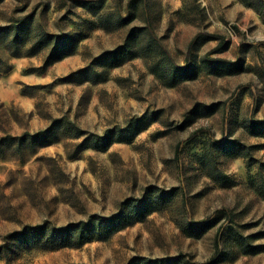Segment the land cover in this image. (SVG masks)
I'll return each mask as SVG.
<instances>
[{
  "label": "rangeland",
  "instance_id": "obj_1",
  "mask_svg": "<svg viewBox=\"0 0 264 264\" xmlns=\"http://www.w3.org/2000/svg\"><path fill=\"white\" fill-rule=\"evenodd\" d=\"M85 1L0 0V25L33 13L53 33L83 36L74 53L42 69L48 49L15 55L0 30V56L12 66L7 72L0 67V139L48 130L25 139L21 149L16 141L3 144L0 243L9 246L0 264H130L136 256L264 264V248L245 251L231 232L234 226L264 247V196L250 181L264 164V135L249 127L264 119V0H143L144 6L139 0L137 6L102 0L99 12ZM118 8L124 15L134 11L129 25H103ZM146 15L177 62H186L198 32H209L224 36L226 47L218 48L219 39L200 38L193 61L202 64L210 52L238 63L171 84L172 73L163 63L158 67L157 56L125 55L121 62L105 55L132 28L145 25ZM202 127L210 131L189 141ZM78 128L84 133L77 135ZM222 140L257 146L251 149L257 161L249 167L248 158L227 153ZM107 141L108 147L95 146ZM82 142L90 146L79 152ZM211 163L227 175L225 181L213 176ZM157 188L175 191L161 209L82 246L29 248L5 237L27 223L108 215L127 198L150 197ZM223 207L233 212L232 220L220 214ZM220 226L221 252L211 260Z\"/></svg>",
  "mask_w": 264,
  "mask_h": 264
},
{
  "label": "trees",
  "instance_id": "obj_2",
  "mask_svg": "<svg viewBox=\"0 0 264 264\" xmlns=\"http://www.w3.org/2000/svg\"><path fill=\"white\" fill-rule=\"evenodd\" d=\"M139 2H144L139 0ZM137 0H131V5L137 6L139 4ZM85 5L93 10L99 12L102 7V0H86ZM130 3V0H129ZM145 3V2H144ZM143 4V3H142ZM130 7V4H128ZM144 6V4H143ZM118 7V5H117ZM133 10L124 15L118 8L115 12H112L103 18V25L106 27H120L129 25ZM0 30L5 34L7 40V48L15 55L21 54L23 51L25 54L33 55L37 54L43 49H48V54L45 60V64L42 69H47L50 65L63 57L74 53L79 45V42L83 38L82 34L77 32H65L63 34H56L47 30L42 24L36 21L33 13L26 14L23 17L13 18L9 24L0 25ZM206 36V37H205ZM215 38L219 39L218 48H225L228 41L221 34L198 32L189 43L188 52L186 55V62L181 64L175 60L172 56L161 37L155 31L150 17L146 15L145 25L138 28H132L126 41L119 45L116 49L106 52L105 55L115 57H122L121 62L125 60V55L128 58H132L139 53L145 56H157L160 59L161 65H166L167 71L172 73L170 79L171 84H175L178 80L185 78L195 77L200 70L213 71L219 66L226 65L228 62L236 65L237 63L228 61L221 57H211L210 52L202 56V64H196L191 58L192 48L199 39ZM29 42V46L23 50V45ZM217 48V49H218ZM163 63V64H162ZM0 67L3 71L7 72L12 69L11 64L6 62L0 56ZM156 68V66L154 67ZM264 72V68H263ZM78 74V72H77ZM179 75V76H178ZM97 79V78H96ZM99 79V78H98ZM105 79V78H100ZM30 87H41L42 85H29ZM67 124L77 129L75 122L67 120ZM250 131L264 135V119L256 120L250 123ZM79 129V128H78ZM141 130V129H140ZM139 131V130H138ZM210 130L208 128H199L195 130L190 138L191 141L199 133H207ZM127 132V131H125ZM84 133L79 129L77 135ZM131 133V132H130ZM137 133H131L130 139ZM48 134V130L42 129L36 133L26 132L22 135H6L0 139V153L3 151V144H11L16 141L17 147L21 149L25 139H36ZM130 134V135H131ZM97 139L103 140L104 137L98 136ZM222 145L225 151L232 155L243 154L248 158V166L252 161H257L251 154V149L257 147L255 145H246L236 140H222ZM111 141H107L103 144L99 142L95 146L108 147ZM90 146V145H89ZM86 143L82 142L78 145L77 151H82L89 147ZM181 152V142L176 147V159L178 160ZM208 157L205 155V159ZM210 160V159H209ZM211 161V160H210ZM208 167L212 170L213 176L220 181H225L227 175L221 171L216 170L217 167L214 164H209ZM264 164L260 166V171L257 175L250 173V181L260 194L264 196ZM231 181V180H229ZM174 190H163L157 188L153 190V195L144 198L129 197L122 202L120 209L117 212L105 215L95 213L88 219H80L74 222L65 224H57L52 221L45 220L37 223H27L22 228L10 232L5 237L16 239L26 247H38L43 249H59L68 246H82L87 242L95 239H102L109 237L118 230L136 222L143 220L148 214L156 209H161L168 199L173 197ZM220 214L225 217L226 220L233 219V212L223 207L219 210ZM194 225V224H193ZM222 226L219 227L215 240L216 251L212 255L211 260L214 259L221 252V244L219 234ZM231 232L234 240L240 245L242 249L248 252H257L264 247L260 244H254L249 237H246L240 230L234 226L231 227ZM9 246V245H8ZM6 243H0V256L6 253L8 249ZM7 260V259H6ZM8 264V262H5ZM71 264H87V263H71ZM130 264H206L205 263H193L189 260H185L184 257H167V258H147L145 256H136L131 260Z\"/></svg>",
  "mask_w": 264,
  "mask_h": 264
}]
</instances>
